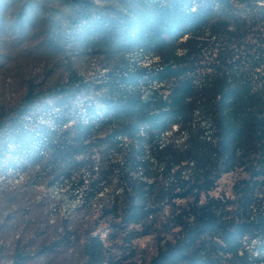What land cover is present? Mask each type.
I'll list each match as a JSON object with an SVG mask.
<instances>
[{
    "label": "trees",
    "instance_id": "trees-1",
    "mask_svg": "<svg viewBox=\"0 0 264 264\" xmlns=\"http://www.w3.org/2000/svg\"><path fill=\"white\" fill-rule=\"evenodd\" d=\"M67 6L45 49L101 56L103 74L86 79L69 64L60 83L29 85L0 124V159L12 147L6 166L83 189L82 203L114 186L101 207L111 226L156 242L142 264H264V0ZM29 11L18 17H38ZM42 102L50 126L34 117ZM172 127L181 143L161 141ZM230 173L231 194L212 195ZM81 250L79 264H108L100 235L88 233ZM24 261L16 253L12 264Z\"/></svg>",
    "mask_w": 264,
    "mask_h": 264
},
{
    "label": "rangeland",
    "instance_id": "rangeland-1",
    "mask_svg": "<svg viewBox=\"0 0 264 264\" xmlns=\"http://www.w3.org/2000/svg\"><path fill=\"white\" fill-rule=\"evenodd\" d=\"M67 1L0 0V124L15 117L29 85L46 90L60 83L69 64L86 79L96 80L103 74L101 56L81 50L57 54L45 49L48 29L61 23L68 12ZM22 8L27 16L29 8H35L39 15L32 20L19 18ZM137 60L149 65L156 57L139 56ZM43 103L33 114L38 121L47 116L50 126L53 109L44 108ZM171 130L161 141L181 143L184 135L174 134V127ZM16 156L10 147L0 159V264H12L16 253L26 254L24 264H79L88 233L105 239L108 264H142L155 253L152 236L128 241L125 232L111 226L112 216L101 207L108 208L114 186L82 203L83 189L70 194L66 184L48 186L46 179L35 183V170L23 172L6 166ZM236 177L237 173L223 175L211 194L230 195Z\"/></svg>",
    "mask_w": 264,
    "mask_h": 264
},
{
    "label": "bare ground",
    "instance_id": "bare-ground-1",
    "mask_svg": "<svg viewBox=\"0 0 264 264\" xmlns=\"http://www.w3.org/2000/svg\"><path fill=\"white\" fill-rule=\"evenodd\" d=\"M158 60V58L156 57V61Z\"/></svg>",
    "mask_w": 264,
    "mask_h": 264
}]
</instances>
